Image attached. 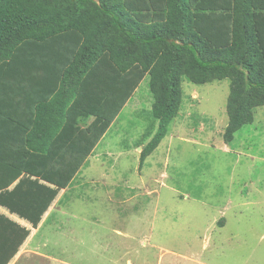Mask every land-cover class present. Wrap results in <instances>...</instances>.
<instances>
[{"label":"trees","instance_id":"obj_1","mask_svg":"<svg viewBox=\"0 0 264 264\" xmlns=\"http://www.w3.org/2000/svg\"><path fill=\"white\" fill-rule=\"evenodd\" d=\"M146 75L158 125L140 165L179 115L184 77L229 79L230 144L264 106V0H0V206L37 227ZM31 82L44 97L28 121ZM17 86L19 104L5 96ZM0 218L14 255L30 230Z\"/></svg>","mask_w":264,"mask_h":264},{"label":"rangeland","instance_id":"obj_2","mask_svg":"<svg viewBox=\"0 0 264 264\" xmlns=\"http://www.w3.org/2000/svg\"><path fill=\"white\" fill-rule=\"evenodd\" d=\"M182 88L179 115L140 165L137 142L158 125L144 77L42 223L37 250L73 264H264V106L227 144L229 79L184 77Z\"/></svg>","mask_w":264,"mask_h":264},{"label":"crops","instance_id":"obj_3","mask_svg":"<svg viewBox=\"0 0 264 264\" xmlns=\"http://www.w3.org/2000/svg\"><path fill=\"white\" fill-rule=\"evenodd\" d=\"M28 86L30 88L27 89V93H26L27 101H25V102L29 103V109L30 110L28 108L26 109V113H28L27 120L29 121L30 119H32L33 117L36 116V106H37V103L40 99L39 97H41L42 94L37 91L35 85L33 86V82H31L30 85H28ZM10 90H12V92ZM10 90L8 93L5 94V96L7 97V95H8L11 102H13V103L16 102L17 104H19L18 102L22 99V96H23V94L20 93L19 86L11 87ZM43 94L46 96L44 89H43ZM42 97H44V96H42ZM31 100H32V102H31ZM31 104H35V105H31ZM90 121H91V119H88L86 121V123H89ZM99 144H100V142L98 143V145ZM98 145L94 148L92 154L96 151ZM11 187H13V185ZM66 190L67 189L60 190L56 199L53 201V203L51 204L49 209L43 215L42 220L40 221V223L37 227L32 226L31 223H29L27 220L19 217L17 214L9 213V211L5 207L0 206V213L1 214L7 215L11 220L17 222L21 226H24L25 228L30 230L29 236L26 238V240L18 248L16 253H14V255H11V254H13V248H14V247L11 248V245L14 242H11L12 243L11 245H7V247L10 246L9 248H6V245L5 246L3 245L4 243H2L1 235H2L3 231H5V229H4V222L0 218V264H3V262L5 260L8 261L7 264H40V260H37L38 258H44L45 260H48L50 264H73L70 262L68 263L65 260H61L58 258L47 256V255H45L46 254L45 252L41 253V251L37 250L38 246L45 244L44 241H42L39 237H37L39 229H40L42 223L46 220V218L47 217L49 218L52 215V209L56 208L55 203H57L59 200L62 199V197L60 198V196H62V194L65 195L67 193V192H65ZM220 219H223L221 221V223H223V221H225V223H226V220L224 217H222ZM13 241H15V240H13ZM9 255L11 257H9ZM192 261L194 263H199L200 259L197 257V258L193 259Z\"/></svg>","mask_w":264,"mask_h":264}]
</instances>
